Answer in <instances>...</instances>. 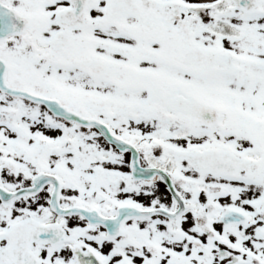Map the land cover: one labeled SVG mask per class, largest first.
<instances>
[{
	"label": "snow or ice",
	"instance_id": "snow-or-ice-1",
	"mask_svg": "<svg viewBox=\"0 0 264 264\" xmlns=\"http://www.w3.org/2000/svg\"><path fill=\"white\" fill-rule=\"evenodd\" d=\"M0 264H264V0H0Z\"/></svg>",
	"mask_w": 264,
	"mask_h": 264
}]
</instances>
